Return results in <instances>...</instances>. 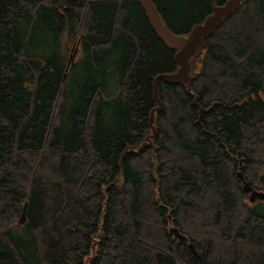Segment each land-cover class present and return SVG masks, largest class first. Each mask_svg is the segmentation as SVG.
Segmentation results:
<instances>
[{
	"label": "trees",
	"instance_id": "trees-1",
	"mask_svg": "<svg viewBox=\"0 0 264 264\" xmlns=\"http://www.w3.org/2000/svg\"><path fill=\"white\" fill-rule=\"evenodd\" d=\"M227 1L152 0L175 35ZM177 51L140 0H0V264H264V0L203 39L189 87L158 79L152 137Z\"/></svg>",
	"mask_w": 264,
	"mask_h": 264
},
{
	"label": "water",
	"instance_id": "water-1",
	"mask_svg": "<svg viewBox=\"0 0 264 264\" xmlns=\"http://www.w3.org/2000/svg\"><path fill=\"white\" fill-rule=\"evenodd\" d=\"M243 1L245 0H228L225 4L216 6L214 8L213 13H211L202 23H199L198 25L193 27L192 30L187 35H175L163 23V20L159 15L158 10L156 6L153 4L152 0H140L158 35L163 39V41L166 43V45L169 48L174 50L178 49L176 54V60L177 63L179 64L178 71L175 73L163 74L161 76H158L155 81L156 82L155 97L159 103V106L157 109H154L152 111V115H151L150 124L154 131L152 137H154L156 133L154 127L155 111L160 112L162 110L161 101L158 99V85H157L158 79L164 78L165 80L173 83L184 81L187 83L189 87L190 86L189 83L192 78L190 74L191 57H193L194 54L197 52V49L201 46L203 39L211 36L212 33L214 32V29L218 27L226 17L230 16L234 10L239 8ZM77 51L78 48L73 47L72 54H70L68 64H71V62L74 61ZM200 112L203 113V109H201ZM148 145L152 146L153 143L149 142ZM245 189L250 193V199L252 201H255L257 197L261 196V193L258 192L257 190H253L249 184H245ZM24 218L25 216L23 212V216L21 220L23 221ZM171 232H173L175 236L179 239L186 238L184 235L180 233L179 229L176 227H172ZM190 248L192 252L195 254V256L200 258V255L198 254L195 244L190 243Z\"/></svg>",
	"mask_w": 264,
	"mask_h": 264
},
{
	"label": "rangeland",
	"instance_id": "rangeland-1",
	"mask_svg": "<svg viewBox=\"0 0 264 264\" xmlns=\"http://www.w3.org/2000/svg\"><path fill=\"white\" fill-rule=\"evenodd\" d=\"M26 41H27L29 50L32 54L37 55V56H44L48 54L49 49H50V39L47 36H45L39 29L32 31V28H30ZM72 49H73V46L71 47V50H70L71 54H72ZM79 54H80V50L78 49L76 57H78ZM106 79L108 81V89L105 90L104 95L107 100H110L117 93L116 88H115V91H113L112 93H111L112 89H109V86L112 85L111 80L114 79L115 81L116 79L113 77V75L110 72H109V75L106 76ZM256 200L257 198L255 199V201ZM255 203L256 204L262 203L263 204L262 207H264V200L256 201Z\"/></svg>",
	"mask_w": 264,
	"mask_h": 264
},
{
	"label": "bare ground",
	"instance_id": "bare-ground-1",
	"mask_svg": "<svg viewBox=\"0 0 264 264\" xmlns=\"http://www.w3.org/2000/svg\"><path fill=\"white\" fill-rule=\"evenodd\" d=\"M191 72V71H190ZM184 82V81H183ZM17 134V133H16ZM24 189V188H23Z\"/></svg>",
	"mask_w": 264,
	"mask_h": 264
}]
</instances>
